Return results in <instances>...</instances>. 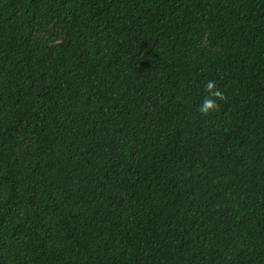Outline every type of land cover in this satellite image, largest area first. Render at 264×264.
I'll return each mask as SVG.
<instances>
[{"label":"trees","instance_id":"1","mask_svg":"<svg viewBox=\"0 0 264 264\" xmlns=\"http://www.w3.org/2000/svg\"><path fill=\"white\" fill-rule=\"evenodd\" d=\"M0 264H264V0H0Z\"/></svg>","mask_w":264,"mask_h":264},{"label":"clouds","instance_id":"2","mask_svg":"<svg viewBox=\"0 0 264 264\" xmlns=\"http://www.w3.org/2000/svg\"><path fill=\"white\" fill-rule=\"evenodd\" d=\"M204 88L207 95L203 98L202 103L197 110L203 116H208L219 110V101H227L228 97L216 86V82L214 80L207 81Z\"/></svg>","mask_w":264,"mask_h":264}]
</instances>
